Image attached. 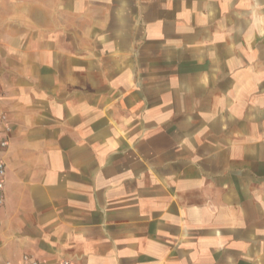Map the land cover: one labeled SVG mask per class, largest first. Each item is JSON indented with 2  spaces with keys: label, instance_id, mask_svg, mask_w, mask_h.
<instances>
[{
  "label": "crops",
  "instance_id": "obj_1",
  "mask_svg": "<svg viewBox=\"0 0 264 264\" xmlns=\"http://www.w3.org/2000/svg\"><path fill=\"white\" fill-rule=\"evenodd\" d=\"M0 110V264H264V0H0Z\"/></svg>",
  "mask_w": 264,
  "mask_h": 264
},
{
  "label": "built area",
  "instance_id": "obj_2",
  "mask_svg": "<svg viewBox=\"0 0 264 264\" xmlns=\"http://www.w3.org/2000/svg\"><path fill=\"white\" fill-rule=\"evenodd\" d=\"M0 192L3 189V182L5 177V163L2 159V153L6 150L9 144V135L11 132V126L7 121V114L0 110ZM2 203V197L0 195V204ZM24 264H39L37 260L24 255L23 258ZM63 264H68L67 261H62Z\"/></svg>",
  "mask_w": 264,
  "mask_h": 264
}]
</instances>
